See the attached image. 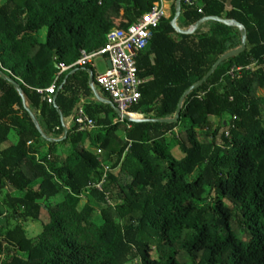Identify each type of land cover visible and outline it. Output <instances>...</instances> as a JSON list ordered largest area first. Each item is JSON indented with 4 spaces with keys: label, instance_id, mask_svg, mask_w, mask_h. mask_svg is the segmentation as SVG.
<instances>
[{
    "label": "trees",
    "instance_id": "trees-1",
    "mask_svg": "<svg viewBox=\"0 0 264 264\" xmlns=\"http://www.w3.org/2000/svg\"><path fill=\"white\" fill-rule=\"evenodd\" d=\"M153 1L0 3V218L15 222L0 235V264H264V94L258 93L264 0H198L202 13L181 0L179 30L204 16L231 19L244 26L246 45L184 97L175 122L159 119L174 117L184 90L240 46L238 27L207 20L191 33L177 31L170 23L176 0H167L170 16L153 29L136 61L146 79L131 107L143 114L137 121H110L115 111L94 96L90 66L60 71L79 49L98 48L107 31L127 27ZM250 64L253 70L241 69L238 77L227 74ZM51 85L48 105L37 89ZM81 103L95 121L94 137L93 129L72 126L56 140L62 136L58 110L73 121ZM223 117L225 129L212 120ZM11 130L18 140L3 147ZM101 180V190L90 187Z\"/></svg>",
    "mask_w": 264,
    "mask_h": 264
},
{
    "label": "built area",
    "instance_id": "built-area-1",
    "mask_svg": "<svg viewBox=\"0 0 264 264\" xmlns=\"http://www.w3.org/2000/svg\"><path fill=\"white\" fill-rule=\"evenodd\" d=\"M184 1L186 4L193 5L202 13L198 0ZM166 16L163 0H154L150 10L144 12L127 27H113L107 31L104 43L98 48L92 50L79 49L76 61L69 66L60 64V71H64L73 65L80 67L90 66L92 80L88 81L89 86L99 87L106 92L109 100L121 114H126L132 119L142 118L143 114L131 111V107L137 104L140 98V87L145 82V79L138 76L136 61L140 52L148 46L153 29ZM99 57H104L109 65L106 66L103 72H94V61ZM253 67L254 64L244 67L232 66L227 74L230 77H238L241 69L253 70ZM37 92L48 105L54 103V85L38 88ZM124 120L122 116H119L117 122H123ZM72 126H75V131H90L95 128V121L85 112L84 107L79 105L76 109ZM97 151L99 152V150ZM102 181L89 185L101 190Z\"/></svg>",
    "mask_w": 264,
    "mask_h": 264
},
{
    "label": "water",
    "instance_id": "water-1",
    "mask_svg": "<svg viewBox=\"0 0 264 264\" xmlns=\"http://www.w3.org/2000/svg\"><path fill=\"white\" fill-rule=\"evenodd\" d=\"M180 2L181 0H176L175 1V11H174V16L171 20V25L174 29H176L177 31H181V32H184V33H191L193 32L201 23H203L204 21H207V20H215V21H218V22H221V23H224V24H227V25H233V26H236L240 29V46L235 48V49H232L226 53H224L223 55H221L218 59H216L214 61V63L211 65L210 69L207 71V73L199 80H197L196 82H194L192 85H190L188 88H186L184 90V92L181 94L178 102H177V107H176V111H175V114H174V117L170 118V119H159L160 121H167V122H175L178 118V115H179V111H180V108H181V104H182V101L184 99V97L193 89L197 88L198 86H200L207 78L208 76L214 71V69L216 68V66L226 57H229V56H234V55H237L239 53H241L244 49H245V45H246V35H245V28L244 26L235 21V20H231V19H224L222 17H216V16H204L202 18H200L198 21H196V23L194 25H192L189 29L187 30H179L177 24H176V20L178 19L179 15H180ZM109 65V63H108ZM86 71L89 73V78H88V81L90 82L92 80V75H91V72H90V69L86 68ZM0 75H2V73L0 72ZM11 82L13 83V85L17 88L18 92L21 93V89L19 88V86L13 81L11 80ZM91 89H92V92L94 94V96L101 102H104V103H107L109 104L112 109L115 111V113L118 115V116H122L125 120H128V121H137V120H141L142 118H138V119H132V118H129L126 114H121L119 112V110L115 107V105L109 100V99H104V98H101L98 93H97V90L94 86H91ZM58 113H59V118H60V122H61V126H62V136L59 138V139H56V140H63L66 138L67 136V126L64 124L63 122V117L61 115V112L58 110ZM35 125H36V128L38 131H41L38 123H37V120L36 118L30 113ZM42 136L46 139H48L49 141H56L55 139H52V138H48L46 135L42 134Z\"/></svg>",
    "mask_w": 264,
    "mask_h": 264
},
{
    "label": "rangeland",
    "instance_id": "rangeland-1",
    "mask_svg": "<svg viewBox=\"0 0 264 264\" xmlns=\"http://www.w3.org/2000/svg\"><path fill=\"white\" fill-rule=\"evenodd\" d=\"M3 0H0V3L2 2ZM45 31V29H42ZM42 32L41 30H39L37 32V35H41ZM38 37V36H37ZM94 65H95V69H94V72H103L106 68V65L104 64L102 58H97L95 61H94ZM88 78H89V74H88ZM98 90V94L100 95V97L102 98H105V99H109L108 98V95L106 92H104L103 90H101L99 87H96ZM258 93L262 94L264 93V88L260 89L258 91ZM119 116L114 112V113H111L109 112V119L111 122L115 121L117 122ZM213 123L216 124L217 122H220L222 124V128L221 129H225L226 128V121H227V117H223L221 120H218L216 118H213ZM182 122L180 123L181 125H179V129H182L183 125L185 124V122L187 120L185 119H182L181 120ZM96 132V129H93V131H91V135L92 137H94V133ZM119 136H123V133L121 131H118L117 132ZM217 142H218V138L216 139ZM168 141H170L172 144H171V153L175 156V157H180L182 155L181 151L179 150L178 146L176 145V142L174 140L173 137L169 136L168 138ZM56 147V152H61L62 150V146H60L59 144L55 146ZM88 150L92 151L94 154L98 153L97 149L95 147H88ZM46 152V147L44 146L43 150H41V153H45ZM118 169H114L113 172L117 173ZM4 198H5V191L4 190H0V208L1 209H4ZM55 200L56 201H60L62 200V197L60 195H57L55 197ZM86 201L85 198H81L80 201H79V205L82 206L84 204V202ZM7 212H9L7 209L5 210ZM30 222V220H27L26 222ZM36 221H32V223H35ZM15 224L14 220L10 217V216H3L0 218V235L5 233V230H7L6 228H10L12 227L13 225ZM5 225V227H3ZM153 255H155V253L153 252L152 253ZM125 264H138V259H134L132 261H129Z\"/></svg>",
    "mask_w": 264,
    "mask_h": 264
},
{
    "label": "crops",
    "instance_id": "crops-1",
    "mask_svg": "<svg viewBox=\"0 0 264 264\" xmlns=\"http://www.w3.org/2000/svg\"><path fill=\"white\" fill-rule=\"evenodd\" d=\"M163 5H164V7H165V9H166V14H167V16H166L165 18H168V17L170 16V13H171V12H170V11H171V10H170V8H171V2H170V1H167V0H163ZM176 24L178 25V19L176 20ZM42 29H45V27H43ZM42 29H40L41 32H42V34H41V35H37V36H38V39H39L40 41H43V40H44V35H45V31L42 30ZM99 58H102L104 64H105L106 66H108V62L104 59V57H99ZM87 73H88V72H87ZM143 79H145V78H143ZM145 80H146V79H145ZM96 89H97V88H96ZM262 94H264V93H262ZM104 99H105V98H104ZM79 105H82V106L84 107L83 103H81V104H79ZM84 109H85V108H84ZM85 112H86V110H85ZM86 113H87V112H86ZM63 122H64V124L67 126V129L71 127V124H72V120H71V118H68V119H64V118H63ZM17 140H18V137H17L16 133H15L13 130H11V131L8 133L7 141L4 142V143L2 144V146L5 147V146H8V145H10V144H14V143L17 142Z\"/></svg>",
    "mask_w": 264,
    "mask_h": 264
}]
</instances>
